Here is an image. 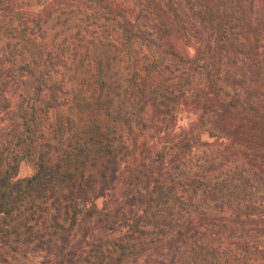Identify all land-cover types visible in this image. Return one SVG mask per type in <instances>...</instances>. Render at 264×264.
Returning a JSON list of instances; mask_svg holds the SVG:
<instances>
[{"label": "trees", "instance_id": "trees-1", "mask_svg": "<svg viewBox=\"0 0 264 264\" xmlns=\"http://www.w3.org/2000/svg\"><path fill=\"white\" fill-rule=\"evenodd\" d=\"M0 264H264V0H0Z\"/></svg>", "mask_w": 264, "mask_h": 264}, {"label": "rangeland", "instance_id": "rangeland-1", "mask_svg": "<svg viewBox=\"0 0 264 264\" xmlns=\"http://www.w3.org/2000/svg\"><path fill=\"white\" fill-rule=\"evenodd\" d=\"M191 53H194V50L191 48L189 49ZM197 120V116L194 112H191L187 110L186 108H181L179 110L178 114V120H177V126H176V131L179 132L181 128H185L191 123L195 122ZM203 138L205 140H208L209 137L207 135H204ZM35 173V165L34 162L31 160H23L20 164L19 168V178H25V177H30ZM101 203V201H99ZM32 261L38 260L37 255H32L31 256Z\"/></svg>", "mask_w": 264, "mask_h": 264}]
</instances>
